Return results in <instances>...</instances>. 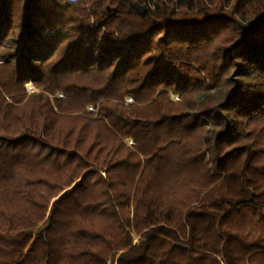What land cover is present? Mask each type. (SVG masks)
Instances as JSON below:
<instances>
[{
    "label": "trees",
    "instance_id": "obj_1",
    "mask_svg": "<svg viewBox=\"0 0 264 264\" xmlns=\"http://www.w3.org/2000/svg\"><path fill=\"white\" fill-rule=\"evenodd\" d=\"M0 264H264V0H0Z\"/></svg>",
    "mask_w": 264,
    "mask_h": 264
},
{
    "label": "rangeland",
    "instance_id": "obj_2",
    "mask_svg": "<svg viewBox=\"0 0 264 264\" xmlns=\"http://www.w3.org/2000/svg\"><path fill=\"white\" fill-rule=\"evenodd\" d=\"M27 90H28V92L29 93H31V92H33V91H40L39 89H36L31 83H29V84H27ZM60 93H62V92H58L55 96H52V98L53 97H60ZM62 97V96H61ZM171 98L174 100V101H177L178 100V95H175V94H172L171 95ZM127 102L128 103H131V102H133V98L132 97H127ZM94 109V106H89L88 107V111H92ZM128 140H130V139H126V143L127 144H132V142H129ZM132 141V140H131ZM133 236H135V238H134V241H136V240H138L139 238L136 236V235H133Z\"/></svg>",
    "mask_w": 264,
    "mask_h": 264
},
{
    "label": "water",
    "instance_id": "obj_3",
    "mask_svg": "<svg viewBox=\"0 0 264 264\" xmlns=\"http://www.w3.org/2000/svg\"><path fill=\"white\" fill-rule=\"evenodd\" d=\"M137 7H138V10L140 11V13H141L142 15H144V14L147 12V6H146V5L137 4ZM59 95H60V97H61V96H63V93H60ZM132 143H133V141H132ZM134 238H135V236H134ZM137 241H138V240H136V241H134V242H137Z\"/></svg>",
    "mask_w": 264,
    "mask_h": 264
},
{
    "label": "bare ground",
    "instance_id": "obj_4",
    "mask_svg": "<svg viewBox=\"0 0 264 264\" xmlns=\"http://www.w3.org/2000/svg\"><path fill=\"white\" fill-rule=\"evenodd\" d=\"M128 141H129V142H132V141H131V139H130V140H128Z\"/></svg>",
    "mask_w": 264,
    "mask_h": 264
}]
</instances>
